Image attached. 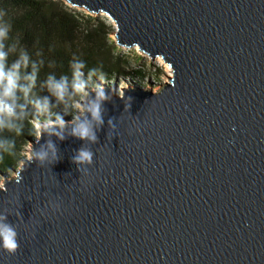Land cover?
<instances>
[{"label": "water", "instance_id": "1", "mask_svg": "<svg viewBox=\"0 0 264 264\" xmlns=\"http://www.w3.org/2000/svg\"><path fill=\"white\" fill-rule=\"evenodd\" d=\"M65 1L173 78L103 86L96 143L70 134L74 118L41 129L31 155L51 160V144L59 159L3 181L19 247L0 264H264V0ZM81 147L92 164L72 162Z\"/></svg>", "mask_w": 264, "mask_h": 264}, {"label": "trees", "instance_id": "2", "mask_svg": "<svg viewBox=\"0 0 264 264\" xmlns=\"http://www.w3.org/2000/svg\"><path fill=\"white\" fill-rule=\"evenodd\" d=\"M0 9L8 13L12 20V35L19 40L30 59L38 64L43 61L39 65L36 85L29 95L24 97L22 93L18 94L20 102L26 105V115L14 122L20 131L0 132V138L15 143V147L7 152L0 151L1 178L16 167L22 146L33 134L32 123L57 120L58 115L66 119L63 110H69V106L78 101L80 93L71 89V62L83 61L84 82L93 79L98 86L99 81L108 82L111 75L121 74L122 60L107 38L109 26L97 18L76 12L62 0H0ZM15 59V54L10 55L9 63ZM89 69H95V75L89 77ZM49 75L57 79L67 75L69 91L62 101H57L45 87ZM44 97L48 98L49 107L40 111L34 103L36 100L42 101Z\"/></svg>", "mask_w": 264, "mask_h": 264}, {"label": "clouds", "instance_id": "3", "mask_svg": "<svg viewBox=\"0 0 264 264\" xmlns=\"http://www.w3.org/2000/svg\"><path fill=\"white\" fill-rule=\"evenodd\" d=\"M12 20L4 9H0V132L5 130L16 132L20 131L19 126L14 123L26 115V105L20 102L19 93L27 97L36 85L39 64L32 61L27 51L20 46L19 40L12 35ZM15 54L16 59L9 63L10 55ZM39 55V53H37ZM72 69L71 89L75 93L86 94L87 85L83 79V69L85 64L83 61H73L70 64ZM95 69H89L88 76L95 75ZM104 77L102 76L101 79ZM45 87L55 97L57 101H62L69 91V79L67 75H61L57 79L53 75H49L45 81ZM110 98L103 88H99L90 103L86 107V111L90 115V119L85 118L73 124L71 135L82 141L87 140L89 143H96L97 136L95 128L100 127L104 123L102 105ZM34 106L44 111L49 107L47 97L43 100H36ZM95 122V126L93 124ZM57 123L62 129L66 126L63 116H57ZM58 138L63 140L65 137L58 134ZM52 149V157L49 160L48 152L39 151L30 155V161H39L43 164L46 160L55 162L59 159L56 156L54 145L49 144ZM15 143L7 138H0V151L7 152L9 148H14ZM93 152L86 147H81L72 157V162L77 165L92 164ZM22 176L18 174L17 182L22 180ZM17 232L13 224L7 222L6 215H0V250L6 251L9 255L14 254L18 249Z\"/></svg>", "mask_w": 264, "mask_h": 264}, {"label": "rangeland", "instance_id": "4", "mask_svg": "<svg viewBox=\"0 0 264 264\" xmlns=\"http://www.w3.org/2000/svg\"><path fill=\"white\" fill-rule=\"evenodd\" d=\"M67 6L76 10L86 16H91L92 18H97L103 22L106 26H109L110 33L107 38L111 45H114L116 52L121 57V74H113L109 78L108 82H98L97 86L95 80H89L86 83V93L94 92L103 86L115 87V90L118 94H122V89L127 87H144L150 89L153 92H156L160 89L163 84L170 83L168 80L173 78V71L169 68V65L164 63L162 58L158 56L157 58L151 61V58L147 54H144L142 51H139V48L136 46L134 48H125L120 47L116 43L115 36V24L106 14H90L88 11L80 8L71 7L65 0H62ZM161 58V60L159 59ZM86 94L80 93L78 101L74 104H71L69 110H63L66 119H76L79 117L83 111L84 101ZM53 116V114L51 115ZM50 116V117H51ZM33 134L29 141H27L20 150L19 161L13 171L9 172L7 176L0 178V188H3V181L7 178L15 176V172L21 168L22 162L24 160H29L31 155V140L37 138L40 135L41 129L47 128L54 124H58L57 120H48V121H36L33 122Z\"/></svg>", "mask_w": 264, "mask_h": 264}, {"label": "bare ground", "instance_id": "5", "mask_svg": "<svg viewBox=\"0 0 264 264\" xmlns=\"http://www.w3.org/2000/svg\"><path fill=\"white\" fill-rule=\"evenodd\" d=\"M161 60V58H159Z\"/></svg>", "mask_w": 264, "mask_h": 264}]
</instances>
